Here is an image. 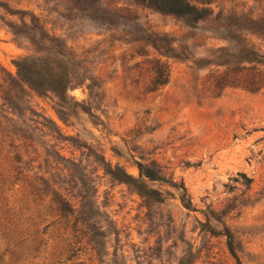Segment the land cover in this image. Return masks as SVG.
<instances>
[{"label":"rangeland","instance_id":"rangeland-1","mask_svg":"<svg viewBox=\"0 0 264 264\" xmlns=\"http://www.w3.org/2000/svg\"><path fill=\"white\" fill-rule=\"evenodd\" d=\"M98 3L111 24L70 9L68 0H0L1 77H17L19 58L49 47L12 32L27 12L26 21L39 17L85 60L98 85L93 99L90 80L70 89L67 103L26 88L20 112L0 107L7 130L0 132V264H239L228 232L242 264H264V85L220 84L239 65L238 42L138 0ZM211 6L214 15L264 18V0ZM147 35L173 39L181 58L161 55L142 40ZM248 38L264 54V41ZM158 59L169 63L170 79L151 91ZM252 65L254 75L264 71ZM138 162L162 170L167 182L146 180L165 201L148 205L106 173L120 164L138 177ZM55 192L75 208L69 219ZM87 200L97 203L93 219L106 232L95 238L99 251L84 215L77 219Z\"/></svg>","mask_w":264,"mask_h":264},{"label":"trees","instance_id":"trees-1","mask_svg":"<svg viewBox=\"0 0 264 264\" xmlns=\"http://www.w3.org/2000/svg\"><path fill=\"white\" fill-rule=\"evenodd\" d=\"M138 1L158 12L183 19L190 27H198L204 24L213 34L228 41L238 42V45L234 48L238 49V51L232 56L234 59H237L239 65H237L230 76L228 74L229 77L225 76V79L220 82L221 85L242 84L250 89H258L261 85H264V71L260 70L256 72L255 75L251 72L256 70L255 65H252L253 63L264 65V54L258 50L253 41L248 38V36L251 35L252 37H257L264 41L263 17L255 18L253 15L250 17L242 13H232L228 16H223L221 13L214 15L215 10L211 6L214 0ZM68 2L70 9L77 10L84 14L87 13L88 18L92 21L100 22L101 24L112 23L108 19L109 10L99 6V0H68ZM114 13L118 12L115 11ZM24 14L27 15L28 13L25 12ZM25 15L21 17L24 20L22 22L24 30H22V26L10 24V28L14 35L16 37L30 39L36 45L39 44V42H44L48 44L49 47L40 48V53L38 55L19 58L15 62L17 77L14 78L10 76L9 78H4L0 75V80H3L2 82L0 81V99L2 100L0 102V107L13 109L14 113L17 111L20 112L19 101L24 102L22 94H24L26 88L41 96L52 93L60 102L67 103L69 90L86 84L88 80H90V83L87 84L90 99L97 97L96 93H94V88L98 85L94 83L93 77L88 75L85 60L70 51L58 37L51 35L39 17L31 15L30 22H28L25 20ZM241 34L247 36L243 42L240 41L239 38ZM142 40L154 47L163 56L181 58L180 55L176 53L177 49L173 46V39H171L170 42V39L166 36L159 37L156 35V38H153V35H147V37L142 38ZM223 50L227 51L228 48H223ZM155 64L153 68L154 77L151 91H155L159 87L165 85L169 81L171 73L168 62L158 59ZM220 64L225 65L229 64V62ZM85 110L89 112L88 109ZM3 111L7 110L3 109ZM7 113H9V111H7ZM6 131V129H2L0 132L1 134H5ZM24 138H26L25 135ZM20 161H22V156ZM137 164L139 169L138 177L129 173L120 164L115 166L109 164L106 167V173L114 180L134 187L142 197L146 198L148 205L152 202L165 201L166 197L163 191L150 187L146 180L167 182L162 170L156 168V166L141 162ZM35 180L40 185H45L47 188L51 186L49 181L43 177L36 176ZM81 182L84 187L87 186V182L84 179L81 178ZM93 189H95L96 193V188ZM54 194L56 195L54 200L61 217L69 219L76 213L75 208L66 198L58 195V192ZM182 200L185 201V197H183ZM184 204L189 208L192 205V201L188 200ZM95 206L99 209L96 202L91 204L90 200H87L82 204V210L78 213L77 219L80 218L79 215L81 213L84 215V218L81 217V220L83 224L86 225L85 227L90 230V240L95 243L99 251L101 246H99L100 243L95 238H97V236H105L106 232L102 230L103 227L99 222L93 219V209ZM227 237L230 252L237 259L238 263L242 264L237 255L232 234L228 232Z\"/></svg>","mask_w":264,"mask_h":264}]
</instances>
